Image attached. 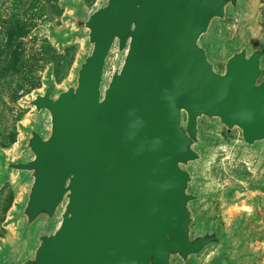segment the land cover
<instances>
[{
	"label": "water",
	"instance_id": "obj_1",
	"mask_svg": "<svg viewBox=\"0 0 264 264\" xmlns=\"http://www.w3.org/2000/svg\"><path fill=\"white\" fill-rule=\"evenodd\" d=\"M248 0L75 3L88 50L72 79H46L27 103L44 125H23L0 181L24 183L12 220L21 245L0 264H200L231 234L202 209V166L223 139L264 162V38L222 56L211 47ZM115 53L113 69L107 66ZM232 261V259H231ZM235 264H239L238 260Z\"/></svg>",
	"mask_w": 264,
	"mask_h": 264
},
{
	"label": "rangeland",
	"instance_id": "obj_2",
	"mask_svg": "<svg viewBox=\"0 0 264 264\" xmlns=\"http://www.w3.org/2000/svg\"><path fill=\"white\" fill-rule=\"evenodd\" d=\"M100 1L0 0V153L6 158L17 156L23 125L45 124L46 117L36 114L27 100L45 86L47 72L57 91L72 79L78 58L88 50L82 37L66 42L58 37L75 30L70 19L74 4L81 3L85 13ZM244 38H264V0H248L224 31L213 32L211 47L222 56ZM114 61L115 53L107 73ZM205 134L214 145L202 166L201 188L209 194L201 203L203 212L219 218L224 234L232 235L231 253L239 264H264V162L227 143L214 123ZM24 186L13 173L0 181V249L21 245L12 214ZM218 252H207L200 264H217Z\"/></svg>",
	"mask_w": 264,
	"mask_h": 264
},
{
	"label": "flooded vegetation",
	"instance_id": "obj_3",
	"mask_svg": "<svg viewBox=\"0 0 264 264\" xmlns=\"http://www.w3.org/2000/svg\"><path fill=\"white\" fill-rule=\"evenodd\" d=\"M232 47V46H231ZM205 213H208L206 210H204ZM234 253H231V255H226V254H220L218 252L217 256V264H235L236 260L233 258ZM232 259V261H231Z\"/></svg>",
	"mask_w": 264,
	"mask_h": 264
},
{
	"label": "trees",
	"instance_id": "obj_4",
	"mask_svg": "<svg viewBox=\"0 0 264 264\" xmlns=\"http://www.w3.org/2000/svg\"><path fill=\"white\" fill-rule=\"evenodd\" d=\"M58 37H59V40L62 41L61 37L60 36H58ZM46 79H51L50 76H49V71L47 72ZM1 156H4V155L0 153V157Z\"/></svg>",
	"mask_w": 264,
	"mask_h": 264
}]
</instances>
